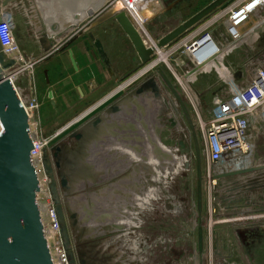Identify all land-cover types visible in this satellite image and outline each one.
Segmentation results:
<instances>
[{
    "label": "rangeland",
    "instance_id": "374dc122",
    "mask_svg": "<svg viewBox=\"0 0 264 264\" xmlns=\"http://www.w3.org/2000/svg\"><path fill=\"white\" fill-rule=\"evenodd\" d=\"M66 1L69 2L66 9L61 3L53 2L50 6L60 12L58 21L62 27L66 26L67 10L76 14L96 0ZM213 1L135 0L132 4L144 20L148 17L145 29L139 25L138 28L148 46H152L153 41L158 43ZM22 3L25 8L20 4L11 10L15 33L21 39H31L36 30L42 29V22L28 20L26 12L32 10V4L28 1L29 9ZM240 3L241 0H231L221 6L162 49L166 59H162L159 50L147 65L142 64L115 17L99 23L107 22L99 36L112 54L120 55L122 66L115 68L116 71L124 68L126 75L113 87L108 85L110 92L114 91L109 99L68 112L60 104L52 111L50 99L45 95L43 106L40 97V93L46 94L54 85L49 80L56 82L66 77L68 68L55 66L51 79L46 78L50 67L43 50L32 41L18 43L22 52L36 59L31 79L24 81L25 84L32 81L40 99L34 131L48 141L38 168L43 182L40 202L56 214L57 228L53 233L46 224L56 264L62 261L63 264H264V187L242 197L241 220L222 222L221 194L208 183V172L213 171L206 136L210 111L223 87L239 82L236 74L239 72L240 76L241 69L245 71L247 66L237 64L243 57L245 64L252 52L240 43L199 65L186 47V43L189 45L204 35L222 42L231 11L244 4ZM36 6L40 8V3ZM40 12L44 14L47 10L40 8ZM101 14L79 28L84 31L95 59L99 56L89 33L96 31L97 25L89 27L98 22ZM231 27L238 30L239 26ZM193 55L202 63L211 54L206 49ZM98 65L97 73L105 72L103 61ZM157 78L163 85L160 97L149 94L137 97L143 83ZM65 88V91L73 89L77 95L74 87ZM121 100L125 102L127 123L118 125L120 138L123 130L124 134L128 131L130 138L124 164L119 160L121 150L113 149L118 146H110L112 136L99 127L108 122L102 115L118 107ZM79 135L81 139H77ZM257 163L262 168L253 175L254 179L264 177V135L259 140Z\"/></svg>",
    "mask_w": 264,
    "mask_h": 264
},
{
    "label": "built area",
    "instance_id": "2783aa9c",
    "mask_svg": "<svg viewBox=\"0 0 264 264\" xmlns=\"http://www.w3.org/2000/svg\"><path fill=\"white\" fill-rule=\"evenodd\" d=\"M126 1L128 4L135 2V0ZM247 5H253L254 12L248 17L242 18L241 23H243H240L238 30L233 29L231 27L233 22L231 21V24H229L230 19L238 18L243 13L239 10ZM226 25L227 33L222 34V42H217L210 35H204L197 40H193L189 45L186 43L188 52L199 65L215 59L227 47L245 43L254 34V31L261 29L264 26V4L258 3V0H246L242 6L231 11V16ZM236 25L238 26L239 23H236ZM14 30L11 11H3L0 15V53L4 56L6 65H10L9 68L4 70V74L12 82L29 116L34 145L32 159L41 188L38 194L40 206L43 182L38 168L48 141L43 134L34 131V115L41 104L32 81L30 80L27 84L24 81L28 77L31 79L30 74L36 59L22 52ZM206 49L211 55L205 57V61L202 63L198 62L193 53L198 54ZM210 114L206 136L209 163L213 167V171L208 172V183L211 189L221 194L219 198V207L221 208L219 215L222 216V222H236L241 220L240 203L242 197L244 195L245 197L249 196V193L257 192L258 189L264 187V177L252 178L262 168L257 163V151L259 140L264 135V63L255 69L248 82L244 84L230 82L225 85L214 102ZM1 132L2 123L0 121V134ZM222 203L224 204L223 209ZM47 212H50L49 209ZM46 224L52 233L56 230L57 218L54 211L50 212L44 224L47 236L46 229L48 230V228ZM143 224L141 221L140 225ZM48 243L50 242L48 241ZM53 261L56 264L54 257Z\"/></svg>",
    "mask_w": 264,
    "mask_h": 264
},
{
    "label": "water",
    "instance_id": "95a60500",
    "mask_svg": "<svg viewBox=\"0 0 264 264\" xmlns=\"http://www.w3.org/2000/svg\"><path fill=\"white\" fill-rule=\"evenodd\" d=\"M12 0H6V5ZM231 0H214L183 24L161 38L156 47L148 46L145 37L134 24L127 11L111 9L102 16L99 23L115 17L116 22L134 46L143 65L150 64L158 49L166 48L192 28L209 17L213 12ZM28 6V0H23ZM1 8V3H0ZM30 9V8H29ZM86 25H80L83 28ZM101 58L106 62L108 55L101 40L89 33ZM72 62L77 64L71 50ZM0 53V264H55L45 234L44 223L38 202L40 180L33 163V137L29 116L4 70L9 68ZM146 86V84H145ZM153 87L155 97H159L156 83ZM142 87L137 94H143ZM50 97L53 98L52 92ZM111 110L118 111L117 107ZM97 123L95 125L98 124ZM81 135L77 139H81ZM66 185V181H64ZM199 243L202 249L203 231H199Z\"/></svg>",
    "mask_w": 264,
    "mask_h": 264
},
{
    "label": "crops",
    "instance_id": "0c3cea01",
    "mask_svg": "<svg viewBox=\"0 0 264 264\" xmlns=\"http://www.w3.org/2000/svg\"><path fill=\"white\" fill-rule=\"evenodd\" d=\"M22 1L23 0H12L10 3L6 5L5 4L6 0H0L1 3L0 15L3 11H11L12 8H17L18 5L20 4L25 8V5L24 3H22ZM28 1L31 2L32 4V10L31 11L26 10L27 11L26 14L28 16V17L26 16V18L28 20L31 18L32 23L41 21L42 29L36 30L33 38L31 39H27V38L21 39L19 38L18 34L16 35L15 33L17 42L19 44H22L24 42L29 43V41H32V43L34 44L36 43L43 50L44 53H42V55L44 56L45 59H47L46 63L48 65V68L50 67L48 73L46 72V78L51 79V73H53V67L55 66H60V67L66 66V68H68L66 77L60 80H56V82L49 80L50 84H54L51 86L52 88L49 89L46 94L40 93L43 106L46 99L45 95L51 101L50 109L52 111H54V108L58 107L56 105L60 104V106L65 108L66 112H68L69 110H77L79 106L85 107V105H88L90 103L95 105L101 103L105 99H109L110 94H112L114 91L111 93L110 89L108 88V85L109 87L110 86L113 87L115 82H118L120 79L123 78V76L126 75V71L124 68L120 70L118 69L116 71L115 68L116 66L118 65H120V67L122 66L121 63L119 62L121 57L118 54L115 55L112 54L111 50L107 48L105 40L102 37L100 38L99 36V32L102 29H105V27L103 28L102 26L103 25L105 26L107 22L103 23L102 25H97V27L95 28L97 30L99 29V31L96 30L93 33L95 34L94 36L97 39L102 41L105 51L108 55L109 63H106L101 58L98 51L97 53L99 58L98 59L94 58L93 51H90L89 49L87 39H84L83 36L84 31L82 29H79V27L75 26L74 29L69 30L68 32H65L63 34L60 32V30L64 27L61 26L60 22L57 23L54 22L51 26L52 28L50 27L52 31L51 32L50 29H48L47 20L45 19V17H43V14L40 12V8L36 6V3L39 2V0H28ZM46 1L48 3V4L46 3L47 5L42 4L43 2H39L40 6L45 9L46 7H50L53 2H55V4L58 3L57 0H46ZM245 1L246 0H241L240 5L242 4V2L244 3ZM58 17L60 16L58 15ZM32 23L29 21V24ZM105 31L106 30H103V33H105ZM54 32L56 33L55 35L53 34ZM253 33L254 34L243 44V48L246 51L252 52V53L249 52L250 55L252 56L250 58H247L245 64H244L245 57H243L244 59L242 58L239 64H237L241 66L243 65L247 66L245 71L241 69L240 76H238L239 72H237L236 76L237 78H239L238 79L239 82L237 84L239 83L244 84L248 82L252 74L254 73L255 69L262 66L264 63V26L261 29L254 31ZM89 40L92 42L90 37ZM69 50L73 52L77 64V69L75 68L72 62V58ZM99 61L101 62L103 61V68L105 69L106 73L105 72L97 73L96 70L97 67H99L98 65ZM70 69L72 72H68L70 71ZM66 86L74 87L75 90L77 91V95H74V91H72L73 89H70L69 91H65L64 88ZM51 92L53 94V98L50 97ZM219 95L220 94H218V96ZM123 108L124 107L122 106L121 108L120 105V112L119 113L116 112V114H111L110 112L112 111L111 109L107 110L106 112L108 113L105 112L107 115L105 117L108 118V122L105 125L103 123L102 125L99 126L100 128L103 127L107 130L106 134H108V136H112L109 137L112 138L110 140L113 141V143H110V146L114 144L118 146V148L112 147L114 150H119V151L121 150L120 153L122 152V157H120L119 160L121 161L122 164H124L125 156L127 152H129V148L126 147H128L130 144L129 142L130 138H128L129 136L128 131L127 132L125 131L124 134V130H123V134H122L123 137L120 138L121 137L119 132L120 126L118 125H120L122 122L127 123L125 121L126 120L124 115L125 112Z\"/></svg>",
    "mask_w": 264,
    "mask_h": 264
},
{
    "label": "bare ground",
    "instance_id": "6f19581e",
    "mask_svg": "<svg viewBox=\"0 0 264 264\" xmlns=\"http://www.w3.org/2000/svg\"><path fill=\"white\" fill-rule=\"evenodd\" d=\"M41 0H39V2H40ZM58 1V3H61V5L66 9L67 7H66V5L69 3V2H67L66 0H57ZM73 1H75L76 2V0H73ZM120 1V2H119ZM100 0V1H98V0H96L95 1V3H92V4H88V6H86V8L83 10V11H80V10H78L79 12H77L76 14H75V12H73V11H71V10H67V12H65V13H67L68 14V18H67V20H66V26L64 27V28H62L61 30H60V32L61 33H65V32H68L69 30H72V29H74L75 28V26H77V27H80V25H83V24H87L88 22H89V20L91 19V17H96L97 15H99V14H101L99 17H102V16H104L105 14H107V13H109V11L111 10V9H116V10H119V11H121V10H124L123 8H125L127 11H128V13L130 14V16L132 17V19H133V22L136 24V26L138 27V25H139V27H141L143 30L145 29V27H144V24H145V20H144V18L139 14V12H137L136 10H135V8H134V6H133V4H128L127 3V1L126 0ZM62 3H64V4H62ZM121 3V5L123 6V8L119 5ZM258 3H260V4H264V0H258ZM65 5V6H64ZM248 6V7H247ZM247 6H245L244 8H242L241 10H239V11H243V13L238 17V18H236V19H234V18H232V22H233V24H234V26L236 27L237 25H236V23H239V25L238 26H240V23H241V20H242V18L243 17H245V16H249V15H251L254 11V7H253V5H247ZM110 7V9H108ZM40 8L41 9H45V8H43V7H41L40 6ZM63 8V10L65 11V9ZM3 9V8H2ZM108 9V10H107ZM45 10H47V12H45L44 14H43V17H45V19L47 20V25H48V29H50V27L52 26V24L54 23V22H59L58 21V15H60V12H58V10L57 9H54V8H50V7H46V9ZM44 11V10H43ZM105 11V12H104ZM104 12V13H103ZM57 16V17H56ZM243 23V22H242ZM241 23V24H242ZM52 28V27H51ZM139 29V28H138ZM142 30V31H143ZM50 31H51V29H50ZM140 31V30H139ZM52 32V31H51ZM70 33V32H69ZM142 33V32H141ZM145 33V32H144ZM54 35L56 34L55 32L53 33ZM53 35V36H54ZM143 35V34H142ZM148 36V35H147ZM148 38V37H147ZM147 43V42H146ZM157 42H152V46H154V47H156L157 46ZM149 45V44H148ZM150 46H151V44H150ZM162 49H164V48H162ZM162 49H158L157 50V52L159 51L160 53H161V56H162V59H166V53L164 54V52L163 51H161ZM159 53V54H160ZM160 56V57H161ZM7 58V57H6ZM161 59V60H162ZM162 74V73H161ZM163 75V74H162ZM164 79V78H163ZM165 80V79H164ZM160 81V82H159ZM153 83H156V87H157V90L159 91V93H160V89H162L163 88V85H162V81H161V79H153V80H149V81H147V82H145V83H143L139 88H142V87H144V88H146V90H145V92L143 93V94H138L137 95V97H141V96H143V95H146V94H149V95H153L154 97H155V93H154V90H153V87H151L150 85L151 84H153ZM145 84H146V86H145ZM161 93H162V91H161ZM169 96V95H168ZM160 97V96H159ZM128 99V98H127ZM123 100H121V103L118 105V111H110L111 112V114H116V112L117 113H119L120 111H119V109H120V105H121V108H122V106L124 107V105H125V102H123ZM174 105V107L176 106L177 107V104L175 105V103L173 104ZM124 109V108H123ZM110 110V109H109ZM108 113V112H107ZM111 114H108V115H111ZM104 116H107V115H104ZM102 118V117H101ZM105 118V117H104ZM92 122V121H91ZM88 125V124H87ZM91 131V130H90ZM86 132H87V130H86ZM93 134V133H92ZM166 149H168V148H166ZM165 150V149H164ZM169 151V150H168ZM158 156V155H157ZM173 158H174V156H173ZM164 161V160H163ZM153 163V162H152ZM158 163V162H157ZM155 167V166H154ZM168 173V172H167ZM42 179V178H41ZM150 195V194H149ZM147 196V195H146ZM46 202V201H45ZM138 204V203H137ZM40 209H41V212H42V217H43V221H44V224L46 223V219H47V217H48V212H47V209H48V207H45V204L44 205H42V203L40 202ZM128 219V218H127ZM129 220V219H128ZM122 221V220H121ZM116 222V221H115ZM118 222V221H117ZM126 223V222H125ZM117 228V227H116ZM46 232H47V238H48V240L50 239V237H49V234H48V230L46 229ZM60 256V255H59ZM55 259V261H56V258H54ZM58 259V258H57Z\"/></svg>",
    "mask_w": 264,
    "mask_h": 264
}]
</instances>
